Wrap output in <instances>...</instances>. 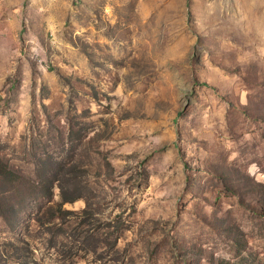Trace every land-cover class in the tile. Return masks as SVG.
Here are the masks:
<instances>
[{
    "label": "rangeland",
    "instance_id": "374dc122",
    "mask_svg": "<svg viewBox=\"0 0 264 264\" xmlns=\"http://www.w3.org/2000/svg\"><path fill=\"white\" fill-rule=\"evenodd\" d=\"M0 264H264V0H0Z\"/></svg>",
    "mask_w": 264,
    "mask_h": 264
},
{
    "label": "trees",
    "instance_id": "16d2710c",
    "mask_svg": "<svg viewBox=\"0 0 264 264\" xmlns=\"http://www.w3.org/2000/svg\"><path fill=\"white\" fill-rule=\"evenodd\" d=\"M0 175H3V176H5V175H9V176H11V175H13V174L11 173L10 168H8V167L5 165L3 168L0 169Z\"/></svg>",
    "mask_w": 264,
    "mask_h": 264
}]
</instances>
